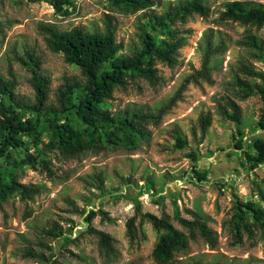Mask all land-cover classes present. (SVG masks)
Here are the masks:
<instances>
[{
	"label": "rangeland",
	"instance_id": "1",
	"mask_svg": "<svg viewBox=\"0 0 264 264\" xmlns=\"http://www.w3.org/2000/svg\"><path fill=\"white\" fill-rule=\"evenodd\" d=\"M230 1L234 0H208L209 17L195 15L184 25L187 44L180 50V63L175 68L158 64L162 80L157 87L137 79L127 89H117L106 102L104 108L115 116L129 108L156 113L175 96L185 78L201 68L203 37L213 29L215 42L222 38L227 44L226 52L213 59V83L188 86L160 124L146 126L144 138L132 145L106 144L100 154L87 152L72 160L51 152L47 158L52 160L55 178L33 168L31 163L40 169L39 149L28 136L23 138V147L12 150L11 164L0 159V171L6 177L41 187L32 200L23 201L13 193L0 205V264H154L152 251L159 233L152 225L138 216L139 238L131 243L127 237V222L138 212L168 217L190 238L188 250L177 256L186 264H264V231L255 228L253 237L244 233L242 243L235 244L229 226L224 225L237 198L264 207L258 197L260 190L264 192V164L253 168L247 156L253 153L255 141L264 140V129L258 126L264 120V100L259 94L245 101L236 99L242 108L240 124L228 119L225 105L227 98L235 99L237 65L251 63L264 72V62L252 59L249 50L238 46L246 27L219 20ZM256 1L264 5V0ZM53 2L0 0V75L9 78L12 68L17 94L34 101L31 72L15 57L35 50L43 59L44 75L50 79L48 105L59 118L74 123L61 102V89L67 82L83 83L85 78L61 54L47 48L41 26L53 25L60 32L75 28L103 32L106 15H110L117 26L121 53L129 55L140 45L138 26L143 12L124 13L114 0H73L74 6L65 7L68 13L64 14L56 11ZM253 31L264 42V27ZM206 116L211 117V125L204 134L200 120ZM32 117L25 114V119ZM176 132L186 140L183 149L177 148ZM42 139L49 143V134L44 132ZM98 174L104 177L102 189L96 181ZM91 210L105 211L112 221L99 214L87 224L85 218ZM194 214L204 216L217 233L215 247L198 235L192 238L180 224L179 219L193 220ZM56 224L63 228L62 237L44 234ZM89 226L115 239L114 254L106 256L101 251L98 238L88 232ZM28 251L35 257H28Z\"/></svg>",
	"mask_w": 264,
	"mask_h": 264
},
{
	"label": "trees",
	"instance_id": "2",
	"mask_svg": "<svg viewBox=\"0 0 264 264\" xmlns=\"http://www.w3.org/2000/svg\"><path fill=\"white\" fill-rule=\"evenodd\" d=\"M36 2L39 0H30ZM124 13L137 14L143 12V18L138 26L139 47L134 48L129 55L121 53L123 47L117 40V26L114 18L106 15L103 32L89 33L82 28L69 32H60L53 25H42L41 33L45 37L47 48L55 54H61L67 63L80 69L85 78L83 83L67 82L61 89V102L73 122L58 117V113L48 105L50 79L43 73V59L38 53L29 49L24 55H16L15 61L31 72V83L35 90V100L20 97L16 92L17 82L12 68L9 78L0 75V159L11 164L12 150L24 146L23 138L28 136L35 141L39 149V168L50 178L56 173L52 167L49 153L57 151L65 160L77 159L87 152L100 154L110 146H120L124 143L134 144L137 139L144 138L146 126L158 125L164 115L181 100L183 93L190 85H200L202 82L213 83L212 74L216 69L213 59L227 50V44L219 38L214 40V31L209 29L203 37L202 66L188 75L175 96L156 113L143 112L137 109H126L119 116L105 109L106 102L113 98L119 88L127 89L137 79L147 81L152 87H157L162 78L159 76L158 64L163 63L170 68L179 65L180 50L187 44L183 29L190 18L198 15L208 18L210 7L208 0H178L163 4L161 0H114ZM53 6L58 13H68L65 7H73V0H54ZM161 8L158 11L156 8ZM219 20L223 23H238L246 27L244 37L238 41V46L251 52L252 59L264 62V42L253 29L264 27V5L256 0H234L225 3ZM0 34L2 27L0 24ZM235 99L227 98L226 112L228 119L236 124L242 122V108L236 101H245L259 94L264 100V72L254 64L240 62L234 69ZM33 115L25 119V114ZM75 124V125H74ZM200 125L205 134L211 125V117L201 118ZM258 126L264 129V120ZM47 132L49 143H45L42 134ZM177 148L183 149L186 140L180 132H176ZM37 148V147H36ZM253 153L248 156L253 168L264 164V140L259 139L252 145ZM11 161V162H10ZM11 176V175H9ZM98 188L102 189L104 177L96 175ZM130 181V180H128ZM19 195L23 201L32 200L41 193V187L23 184L14 177L8 178L0 171V205L13 194ZM260 203H264V192H258ZM232 216L224 221L229 226L235 244L243 241V234L250 237L254 229L264 231V207L256 201L244 202L237 198L232 209ZM102 214L103 220L112 221L103 211L91 210L85 221L91 224L97 215ZM138 216L142 221L152 225L159 233L153 251L154 264H186L177 256L189 248L190 238L175 228L168 217H158L152 213L138 212L127 222V237L131 243L139 238L137 227ZM30 217V215H28ZM192 238L200 236L211 247L218 243L217 233L208 225L204 216L194 214V219H179ZM88 232L98 238L101 251L106 256L115 252V239L104 231L88 227ZM48 237L59 238L64 235L63 228L56 224L52 229L45 230ZM28 257H35L28 251ZM187 264H205L192 261ZM206 264H222L211 262Z\"/></svg>",
	"mask_w": 264,
	"mask_h": 264
}]
</instances>
